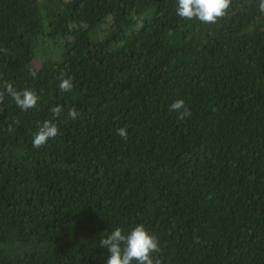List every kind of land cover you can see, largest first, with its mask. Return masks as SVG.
<instances>
[{
    "label": "trees",
    "instance_id": "1",
    "mask_svg": "<svg viewBox=\"0 0 264 264\" xmlns=\"http://www.w3.org/2000/svg\"><path fill=\"white\" fill-rule=\"evenodd\" d=\"M259 3L205 24L178 0H0V92L40 97L0 103V264H107L100 240L140 224L161 264H264Z\"/></svg>",
    "mask_w": 264,
    "mask_h": 264
},
{
    "label": "clouds",
    "instance_id": "2",
    "mask_svg": "<svg viewBox=\"0 0 264 264\" xmlns=\"http://www.w3.org/2000/svg\"><path fill=\"white\" fill-rule=\"evenodd\" d=\"M230 4L231 0H178L177 15L187 20L196 19L205 24H214L225 17ZM259 11L264 13V0H260ZM30 75L35 77L37 73L31 71ZM61 75L63 76V73ZM59 89L62 92H72L71 78L62 79ZM5 92L24 111L36 107L40 99L32 90L17 91L11 84H7L5 90L0 92V103H3ZM170 109L179 113V119L191 116V112L183 100L173 102ZM51 111L55 119L60 116L63 109L57 106L53 107ZM68 115L70 118L76 119L77 110L71 108ZM58 134L57 125L50 120H45L33 139V147L39 149L45 146L50 138H55ZM117 135L126 139V128L117 129ZM100 246L107 248L111 253L107 264H134V262L135 264H161L160 259L153 257V253L162 251L159 239L156 235L150 234L143 224L134 227L127 235L123 234L121 228H115L106 238L100 240Z\"/></svg>",
    "mask_w": 264,
    "mask_h": 264
}]
</instances>
